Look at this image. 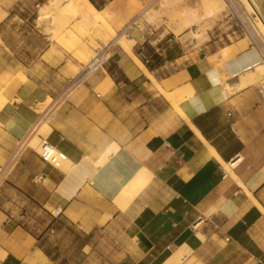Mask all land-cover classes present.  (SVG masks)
I'll return each instance as SVG.
<instances>
[{
  "label": "crops",
  "instance_id": "0c3cea01",
  "mask_svg": "<svg viewBox=\"0 0 264 264\" xmlns=\"http://www.w3.org/2000/svg\"><path fill=\"white\" fill-rule=\"evenodd\" d=\"M22 1L0 0V155L42 125L44 141L65 160L55 168L21 149L0 193V264H60L42 242L67 224L88 233L99 227L120 264H164L179 249L185 264H264V83L256 75L264 64L257 52L244 39L216 41L202 58L159 64L157 56L150 67L132 48L163 91L184 96L177 110L122 48L111 56V72L69 62L50 41L31 66L21 64L4 28L18 9H29ZM89 1L112 10L113 1ZM253 1L264 19V0ZM161 48L163 57L177 52ZM49 98L41 118L37 107ZM141 170L150 181L119 209L114 197ZM19 205L35 213L16 215Z\"/></svg>",
  "mask_w": 264,
  "mask_h": 264
},
{
  "label": "rangeland",
  "instance_id": "374dc122",
  "mask_svg": "<svg viewBox=\"0 0 264 264\" xmlns=\"http://www.w3.org/2000/svg\"><path fill=\"white\" fill-rule=\"evenodd\" d=\"M93 1L98 7L108 1H113L110 5L112 10L108 11L106 9V12L110 13L104 12L107 15L106 20L109 22V27L116 34L127 36V31L130 34L128 38L132 39V42H130L132 48L141 59L148 61L147 64L150 67L158 65L157 63H165L175 57L195 56L196 58H202L205 48L210 47L216 41H219L221 46H225L227 43L240 40L237 36L229 37L230 30L225 24V6L222 0ZM20 5L29 6V9L24 12L18 9V12L11 18L12 23L7 25L9 28L6 26L4 31L6 40L11 43L12 49H16V56L21 59L19 60L21 64L26 67L31 66L32 60L46 48L50 41L54 43L52 45L53 49H56L59 45L68 53L69 62L75 59L84 66L85 70L96 50L105 48L107 70L113 71L114 65L111 63V56L113 53L121 51V46L109 37L112 32L111 29H103V33L98 34L92 26V19L83 18L70 12L65 13L66 16L64 12L59 11L61 10L60 7H55L54 0H49L45 4L47 8H45L42 17L43 11H41V8H44V6H39V3L35 0H23ZM126 6L132 8L133 12H118ZM155 7L158 10L154 19L142 16L144 19L141 22L133 23L138 16L143 15L141 14L143 10ZM204 7L207 11L206 16L203 12ZM211 8L214 10L210 12ZM193 31L197 34H193ZM165 41L166 43H164ZM161 47H166L170 51L175 49L177 52L169 57H163L164 52H162ZM157 56L160 60L153 63ZM102 70L103 68H99L95 73ZM261 78L260 82L264 83V76ZM50 102L52 103V100ZM174 111L176 110L174 109ZM39 127H37V130ZM37 130L32 131L34 133L30 132L28 136L36 134V139L40 140L39 138H41L44 141L41 132ZM27 137L22 142L20 141L21 143L16 142L9 151L2 152L0 164L5 163L21 144L41 154L34 143L31 142V138L27 139ZM63 166L64 162L61 163L59 168H63ZM13 171L14 168L6 175L5 181L0 186V193L9 182ZM133 186V182L126 185L127 188L131 189ZM50 211L54 213L55 209H50ZM15 212L16 215L24 217H31L32 213H35L34 210L30 211L22 205L15 208ZM42 243L46 249L53 253L54 250L58 249V252L50 253V255L57 258L60 264H89V260L92 261V264H120L117 261L118 253L113 248L112 239L100 233L99 227L92 233H88L87 230H84V227L67 224L60 228L58 236L53 233L52 236L45 238ZM90 247H92L91 252L89 251ZM181 264H185V262L183 261Z\"/></svg>",
  "mask_w": 264,
  "mask_h": 264
},
{
  "label": "bare ground",
  "instance_id": "6f19581e",
  "mask_svg": "<svg viewBox=\"0 0 264 264\" xmlns=\"http://www.w3.org/2000/svg\"><path fill=\"white\" fill-rule=\"evenodd\" d=\"M223 3H224V1H223ZM253 3H254V1H253ZM54 5H55L56 8H59L60 7L61 10H59V11H61V13L64 12V14L67 13V12H70L72 14H77L78 16L83 17V18H86V17L88 18V15L91 14L92 15V26H93L94 29H96V31L98 32V34L103 33V29H111L109 27V22H107V20H106V16L107 15L104 12L98 10L89 0H54ZM224 6H225V3H224ZM45 8H47V7L44 6V8L43 7L41 8V11H43L42 14H41V17L45 13L44 12L46 10ZM157 10H158L157 7L153 8V9L147 8V9L143 10L142 13H141L143 15H141L140 17L138 16L134 20L133 23L141 22L142 19H144L142 16H146L149 19L150 18L151 19H154V17L157 14ZM213 10L214 9L211 8L210 9V12L213 11ZM86 11H88L89 14ZM224 12H225V8H224ZM59 14H60V12H59ZM56 15H58V14H56ZM56 17H58V16H56ZM89 24H91V23H89ZM261 30H262V32L264 34V26H263V24L261 25ZM110 31H112L110 33V36H109L111 38V40H114L115 42H117V43L120 44L123 52L127 56H129L130 58H132L137 63V65L139 66V68L145 74H147V76H149V78L152 80V82L162 91V93L164 94V96L171 102V104L177 110H179L178 104L184 101V96L179 95V94H175V93H169V92L163 91V89L161 88V86L159 85V83L157 82V80L149 73L146 65L133 52V50H132V44L130 43V42H132V39L131 38H128V36H126L124 34H116V32L113 29H111ZM193 34L196 35L197 33H194V31H193ZM94 56L92 57V59L94 58ZM256 75L259 76V77H263L264 76V65H258L256 67ZM22 77H23V75H22ZM224 80H226V79H224ZM223 86H224V88H226V91L227 92H231L232 88H231V86L226 81H224ZM184 88H189V87L185 86ZM2 90H1V92H2ZM192 97H191V99H192ZM0 98H1V95H0ZM50 101H51V98H49L44 104H41L40 106L37 107V111L41 115V118L46 117V115H45L46 114L45 108H48L49 106H51L52 103ZM43 121H45V120H43ZM37 122H38V120H37ZM40 126H42V125H40ZM37 127L38 126H36L32 131L37 130ZM32 133H34V132H32ZM35 136H36V134L33 135V136H28L27 139H30L31 138L30 139L31 142L34 143V145L37 147V150L41 154H43L45 151L46 152H49V156L50 157L53 156V155H55V154H57L58 151L56 150L55 147H53L52 145L46 143V141H43L41 138H39L40 140L36 139ZM14 156H13V158H14ZM222 165L224 166V168L227 169V171L229 172V174L235 180H238L237 177L233 174L232 170L228 167V165L226 163H223L222 162ZM149 181H150V174H148L146 172V170H141V171L137 172L135 174L134 178L131 181L134 184V186L132 187V189L131 188H127L126 186H123L119 190V192L116 194V196L114 197V200H113L114 204L117 207H119L120 209L125 210L129 206V204L135 199V197L139 194V192L148 184ZM257 206L259 207V209L261 211H263V209L259 205H257ZM60 212H61V209H55V211H54L53 214H58ZM135 230H136L135 227H131L130 230H129V233L130 234H135ZM4 255H5V253L2 252V251H0V258H2ZM185 255H186L185 252H183V251H181L179 249L164 264H181L183 262L184 258H186Z\"/></svg>",
  "mask_w": 264,
  "mask_h": 264
},
{
  "label": "built area",
  "instance_id": "2783aa9c",
  "mask_svg": "<svg viewBox=\"0 0 264 264\" xmlns=\"http://www.w3.org/2000/svg\"><path fill=\"white\" fill-rule=\"evenodd\" d=\"M225 3L224 19L225 24L230 30L229 37H239L244 39L248 46L254 49L259 55L261 62L264 64V34L261 30V25L264 26V19L262 18L258 8L252 0H223ZM127 36H130L127 33ZM228 37V38H229ZM97 68H107L106 49L100 48L95 52L93 59L86 65L87 71H93ZM264 96V86L262 88ZM22 142V141H21ZM20 142V143H21ZM47 143V142H46ZM25 145H19L14 158L6 166L0 170V186L5 181L6 175L9 174L15 167L18 156ZM41 158L55 168H59L61 163L65 160V156L57 152L53 156H49V152L39 154ZM58 213L57 215H59Z\"/></svg>",
  "mask_w": 264,
  "mask_h": 264
}]
</instances>
